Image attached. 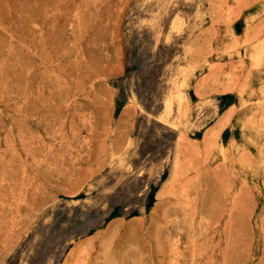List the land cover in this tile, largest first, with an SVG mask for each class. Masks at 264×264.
<instances>
[{
	"label": "rangeland",
	"instance_id": "374dc122",
	"mask_svg": "<svg viewBox=\"0 0 264 264\" xmlns=\"http://www.w3.org/2000/svg\"><path fill=\"white\" fill-rule=\"evenodd\" d=\"M0 264H264V0H0Z\"/></svg>",
	"mask_w": 264,
	"mask_h": 264
}]
</instances>
